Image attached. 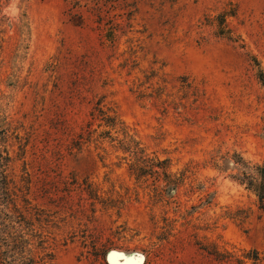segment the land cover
<instances>
[{"label":"rangeland","instance_id":"obj_1","mask_svg":"<svg viewBox=\"0 0 264 264\" xmlns=\"http://www.w3.org/2000/svg\"><path fill=\"white\" fill-rule=\"evenodd\" d=\"M260 169L264 0H0V264H264Z\"/></svg>","mask_w":264,"mask_h":264},{"label":"water","instance_id":"obj_2","mask_svg":"<svg viewBox=\"0 0 264 264\" xmlns=\"http://www.w3.org/2000/svg\"><path fill=\"white\" fill-rule=\"evenodd\" d=\"M108 264H142L143 259L140 255H127L121 252L110 251L106 255Z\"/></svg>","mask_w":264,"mask_h":264},{"label":"trees","instance_id":"obj_3","mask_svg":"<svg viewBox=\"0 0 264 264\" xmlns=\"http://www.w3.org/2000/svg\"><path fill=\"white\" fill-rule=\"evenodd\" d=\"M254 192L260 208L264 209V169L258 171V179L257 183L254 185Z\"/></svg>","mask_w":264,"mask_h":264}]
</instances>
